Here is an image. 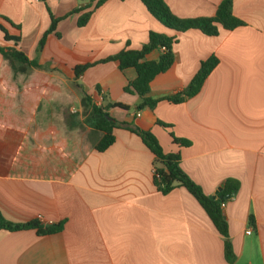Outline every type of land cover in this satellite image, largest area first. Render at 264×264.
Instances as JSON below:
<instances>
[{
	"label": "crops",
	"instance_id": "0c3cea01",
	"mask_svg": "<svg viewBox=\"0 0 264 264\" xmlns=\"http://www.w3.org/2000/svg\"><path fill=\"white\" fill-rule=\"evenodd\" d=\"M222 1L165 0L181 19L213 17ZM89 4L0 0V27L19 36L18 48L40 66L14 76L0 54V150L29 155L0 156V212L13 223L65 221L64 230L50 236L1 230L0 264H228L224 238L197 200L184 187L163 196L154 186V156L138 135L117 128L114 145L104 153L90 150L69 172L71 133L80 128L70 113L74 95L82 107L84 92L99 105L128 107L109 113L120 123L153 133L164 153H180L184 172L207 197L219 195L227 179L238 182L223 208L233 264H264V0H233L234 14L245 26L220 27L215 38L170 31L140 0H109L83 29L77 26L78 15L64 19L59 38L50 34L40 49L51 26L47 7L59 19ZM151 32L177 39L175 63L152 81V99L180 93L202 61L218 58L196 97L179 105L162 101L137 116L140 98L124 92L137 77L134 69L123 73L111 62L74 78L76 65L116 55L128 45L140 49ZM0 46H14L1 30ZM157 120L172 125L171 131L157 126ZM170 133L191 145H176ZM39 149L46 151L44 157ZM38 159L47 162L43 166L51 167L53 177L38 175L36 168L43 164ZM62 168L67 175H59Z\"/></svg>",
	"mask_w": 264,
	"mask_h": 264
},
{
	"label": "trees",
	"instance_id": "16d2710c",
	"mask_svg": "<svg viewBox=\"0 0 264 264\" xmlns=\"http://www.w3.org/2000/svg\"><path fill=\"white\" fill-rule=\"evenodd\" d=\"M109 0H90V4L84 8L73 9L67 16L63 18L55 17L51 10L47 7V10L51 17V26L47 30L40 42V49H43L47 37L57 33L59 24L69 16L78 15L77 26L83 29L89 23L93 13L98 10L102 5L104 6ZM125 1V0H120ZM127 1V0H126ZM142 4L148 10V14L156 21L160 22L166 28L170 29L177 34H182L192 31H199L202 34L209 37H218L220 35V27L227 31H232L240 27L245 26V23L238 19L233 11V0H223L219 5L216 15L207 18L197 19H181L172 14V11L165 0H140ZM13 27L20 31L21 27L13 24L12 21L6 19ZM0 30L4 34L5 41L12 42L14 46H0V54L10 65L14 76L28 75L34 69H38L40 66L34 60H30L21 50L18 48L20 43L19 36L9 35L4 27H0ZM177 43L176 37H169L167 34H160L151 32L148 36V42H146L140 49H131L129 45L126 49H123L116 55L109 56L105 59H100L92 63L76 65L73 69L74 78L78 81L85 73L96 65H104L111 62L118 64L119 70L123 73L129 69H134L137 73L136 79L128 82L124 88V92L127 94L137 95L140 98V102L136 106V112L139 113L142 110L149 109L154 110L158 103L166 101L173 105L183 104L188 100L196 97L208 77L216 69L218 65V58L211 56L209 59L202 61L198 73L193 78L192 82L180 93L162 97L159 99H152L150 95V85L159 75L169 71L176 59L174 53V46ZM159 53L157 60H149L153 54ZM97 92L101 94V89L97 86ZM82 107L89 116V127L92 129V136H96V141H92V146L85 151L81 159L84 158L90 150H95L98 153L106 152L116 142V136L114 131L117 128H125L128 131L138 135L147 150L154 156V175L153 184L157 190L162 193L163 196L168 195L178 187H184L190 195L197 200L201 207L206 211L208 218L217 229V231L224 238L225 257L228 264H233L236 261V256L233 251V246L229 236L228 224L222 208V203H226L231 200L239 189L238 182L227 179L224 185V189L216 197H207L206 193L200 185L193 181L183 170L181 166L180 153H164L162 145L157 137L150 131H144L138 127H129L126 123H120L113 118L109 111L112 108H120L121 110L129 111V108L121 105L120 103H108L106 106L97 104L94 98L84 92L82 99ZM78 123V122H77ZM157 126L164 128L166 131H171L172 125L165 124L161 120L156 121ZM75 128H82V124H75ZM170 136L173 142L180 146L188 148L191 143L187 139H181L175 137L172 133ZM20 141V140H19ZM16 142V146L18 142ZM70 150V147H69ZM39 151H46L39 149ZM38 151V153H39ZM44 153H39L44 157ZM0 156L6 157V159H13L15 157L29 156L23 151L15 150L13 153H7V151L0 150ZM71 156V152H70ZM80 159V160H81ZM79 160V161H80ZM40 163H43L41 167H37L36 171L38 175L42 176H54V172L51 167H44L47 162L38 159ZM50 161V160H49ZM68 170L71 173L77 164L70 162ZM51 162V161H50ZM51 164V163H49ZM53 165V164H51ZM32 168V167H31ZM30 169V168H29ZM63 171H59V175H67L64 168ZM253 218L250 219V224L253 225ZM65 221L58 224H43L39 220H33L28 223H13L6 220L3 214L0 212V231L17 232V231H30L36 230L39 236H50L62 232L64 230Z\"/></svg>",
	"mask_w": 264,
	"mask_h": 264
},
{
	"label": "rangeland",
	"instance_id": "374dc122",
	"mask_svg": "<svg viewBox=\"0 0 264 264\" xmlns=\"http://www.w3.org/2000/svg\"><path fill=\"white\" fill-rule=\"evenodd\" d=\"M76 99L77 98L74 95L72 111L70 114L72 115L73 119L78 120L82 124V128H79V130L77 131L73 130L71 133L70 162L75 165L79 162L82 155H84V149L85 151H87L92 146V141H96V136H92V131L89 129V116ZM131 111L133 112L134 109H132ZM75 117H77L78 119ZM40 152L44 153V151H39V153Z\"/></svg>",
	"mask_w": 264,
	"mask_h": 264
},
{
	"label": "built area",
	"instance_id": "2783aa9c",
	"mask_svg": "<svg viewBox=\"0 0 264 264\" xmlns=\"http://www.w3.org/2000/svg\"><path fill=\"white\" fill-rule=\"evenodd\" d=\"M137 116H140V114L139 113H137ZM222 208H224L225 207V203H222ZM247 232V234H249V235H251L252 234V228H248V230L246 231Z\"/></svg>",
	"mask_w": 264,
	"mask_h": 264
}]
</instances>
